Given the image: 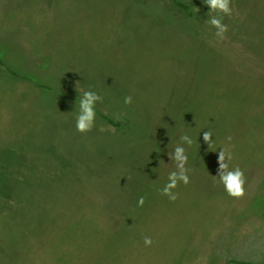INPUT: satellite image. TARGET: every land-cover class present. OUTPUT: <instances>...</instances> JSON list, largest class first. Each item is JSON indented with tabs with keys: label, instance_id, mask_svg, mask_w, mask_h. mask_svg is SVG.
<instances>
[{
	"label": "rangeland",
	"instance_id": "1",
	"mask_svg": "<svg viewBox=\"0 0 264 264\" xmlns=\"http://www.w3.org/2000/svg\"><path fill=\"white\" fill-rule=\"evenodd\" d=\"M231 6L217 41L171 0H0V68L19 74L0 71V264H264V0ZM224 148L243 198L214 179Z\"/></svg>",
	"mask_w": 264,
	"mask_h": 264
},
{
	"label": "clouds",
	"instance_id": "2",
	"mask_svg": "<svg viewBox=\"0 0 264 264\" xmlns=\"http://www.w3.org/2000/svg\"><path fill=\"white\" fill-rule=\"evenodd\" d=\"M204 4L210 9L208 13V20L205 22L206 25H209L211 28L215 29V37L217 41L225 40L226 33L228 32V27L223 23L224 17H230L232 15V0H203ZM101 100V96L92 91H84L81 98L78 100V114L76 116V130L82 134L86 135L90 132L95 124L96 111L95 106L96 102ZM125 104L130 105L132 103V97L127 96L124 100ZM231 139L230 137L228 138ZM182 140L185 141L189 146L193 143L192 139L188 136L182 137ZM203 140L207 144H211L212 133L204 132ZM174 160L176 166L179 169V172H172L168 176V183L162 189V195L169 198L171 201H176L178 195L173 191L178 187L180 182L187 185L189 184V176L187 175L188 170L186 165L188 163V157L186 155L185 149L183 147L177 146L175 148ZM233 157L231 152L227 149H221L219 151V177H214L218 179L219 183L223 185L225 192L231 198L240 199L245 196V183L246 178L244 171L236 166L230 169L229 165ZM227 161V162H226ZM144 198L141 197L138 201L140 206L144 204ZM143 243L145 247H151L153 245V240L149 236L143 237Z\"/></svg>",
	"mask_w": 264,
	"mask_h": 264
},
{
	"label": "trees",
	"instance_id": "3",
	"mask_svg": "<svg viewBox=\"0 0 264 264\" xmlns=\"http://www.w3.org/2000/svg\"><path fill=\"white\" fill-rule=\"evenodd\" d=\"M172 3H173V6L180 10L182 13H185L186 17L191 20L195 17H198V16H202L203 17V21L202 23H204L205 21H207V17H208V13L210 12L209 10H205L204 9V6H202L200 8V10H196V7L194 9L193 5L192 4H187L181 0H171ZM0 71H4L5 74L7 75H11V76H15V77H19V74L17 72H15L12 68H8L6 66H4V68H0ZM100 118L103 122H107L109 125L108 126H111L112 128H119L120 127V123L116 122L114 119L112 118H108L106 116L103 115H100ZM237 264H251L249 262H245V261H242V262H236Z\"/></svg>",
	"mask_w": 264,
	"mask_h": 264
}]
</instances>
